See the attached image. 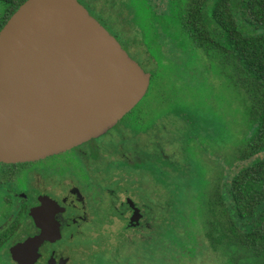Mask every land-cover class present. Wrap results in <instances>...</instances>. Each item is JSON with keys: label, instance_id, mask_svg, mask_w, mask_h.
<instances>
[{"label": "flooded vegetation", "instance_id": "af4514ba", "mask_svg": "<svg viewBox=\"0 0 264 264\" xmlns=\"http://www.w3.org/2000/svg\"><path fill=\"white\" fill-rule=\"evenodd\" d=\"M77 1L89 14L94 10L101 22L92 17L107 31L105 25L116 30L109 34L150 76L140 102L149 95L146 104L166 107L167 115L145 116L136 111L139 102L101 136L37 161L0 162V264H93L102 254L110 259L97 264H157L158 235L163 228L172 230L174 220L186 228L189 218V178L195 173L188 160L190 142L199 141L200 155L209 153L215 167L208 184L199 185L205 186L204 236L206 210L213 202L207 200L210 186L213 197L222 183L217 116L211 131L205 120L212 109L203 117L184 96L186 87L196 93L204 89L201 70L190 68V60L199 62L205 55L204 47L183 29L186 7L179 0H164V6L156 0ZM180 178L186 182L178 183Z\"/></svg>", "mask_w": 264, "mask_h": 264}, {"label": "water", "instance_id": "95a60500", "mask_svg": "<svg viewBox=\"0 0 264 264\" xmlns=\"http://www.w3.org/2000/svg\"><path fill=\"white\" fill-rule=\"evenodd\" d=\"M149 78L77 0H25L0 29V162L37 161L105 134Z\"/></svg>", "mask_w": 264, "mask_h": 264}, {"label": "trees", "instance_id": "16d2710c", "mask_svg": "<svg viewBox=\"0 0 264 264\" xmlns=\"http://www.w3.org/2000/svg\"><path fill=\"white\" fill-rule=\"evenodd\" d=\"M6 1L9 8L0 29L25 0ZM179 1L186 7L183 29L191 41L204 47L207 58L230 70L227 75L240 90L247 133L237 151L243 165L222 176L207 207L205 238L214 251L241 248L256 264H264V0ZM181 221L174 220L172 230L163 228L158 235V255L162 250L163 257L158 256L157 264H169V239L178 246L184 243L177 234ZM223 257V264H236L232 256Z\"/></svg>", "mask_w": 264, "mask_h": 264}, {"label": "rangeland", "instance_id": "374dc122", "mask_svg": "<svg viewBox=\"0 0 264 264\" xmlns=\"http://www.w3.org/2000/svg\"><path fill=\"white\" fill-rule=\"evenodd\" d=\"M14 1L17 2L18 0ZM163 2L164 0H161V2L160 0L155 1V3H159L160 5ZM7 3L8 2L6 0H0V19L4 17L5 11L7 10ZM161 6H164V4H162ZM93 11L94 10L90 11L91 16L101 22V19ZM105 27L109 30V33L115 35V29L107 25H105ZM119 41L123 46L124 40L119 39ZM129 54L133 59H135L140 65L143 66L140 58L132 55L131 53ZM205 56L206 55L202 56L199 62L193 59L190 60V68H193L196 71L200 69L202 75H204L203 82L204 80L206 81L204 89L201 90V93H196L191 86L186 87L187 91H185L184 96L188 97L190 104L195 105L194 107L198 114L202 115L203 117L207 115L205 124L206 126L210 125L209 129H211V131H214L215 116H217V125L221 128V174L223 176L227 175V173L230 172L229 175H232L237 171V168L241 167L242 163L238 162L237 151L242 146V137L247 134L244 124V108L241 100L239 101L238 99L240 90L235 85V83L231 81L230 76L227 75V72H229L230 70L223 68L215 60H211L210 58L207 59V57L205 58ZM204 59L205 61H208L201 65ZM144 69L146 70L145 67ZM148 100H152V97L149 98V95H147L145 99L138 104L136 111L140 110L141 113L145 111V114H143L145 116L152 115L150 117L154 116L155 118L164 119L167 115V111L165 110L166 107H162L159 105H147L145 101ZM208 109H212V111L205 115ZM149 120L150 119H148L147 121ZM174 120L176 119H171L168 123L176 128L178 124ZM164 126L166 127V123H164ZM190 138L191 140H193L192 136ZM196 139H198V136L195 137V140ZM145 142V138L143 137L142 143L144 144ZM199 145V141H192L189 144V165L191 166L190 169L192 170L193 167V170L195 172H191L189 178V182L193 186L190 189V195L188 194L190 200V214L188 220L185 222L186 228L179 227L177 229L178 236H181L180 239L184 240L186 244L183 246H178L177 244L167 243V247H170L171 251L167 253L166 260L169 264H223L225 260L223 254H227L233 257V261L234 263L236 262V264H256L255 260L253 259V255L241 248L226 246L223 250L218 249L217 251H214L210 248L209 242L206 240L204 233L202 232L204 210L202 208L201 202L202 198H204L203 194L205 186L199 187V185L201 183L206 185L208 184L207 181L210 180V178L214 177L215 167L214 161H211L209 159V153H207L208 157L204 156L205 158L200 155L198 150ZM176 160L181 162V165H187V161L183 160V157L179 155L176 156ZM217 175L218 173L216 174V177ZM142 179L143 182H146L149 179L148 175L145 172H142ZM184 182H186L185 178L182 180L181 178L178 179V183L182 184ZM213 182L214 180H212V185ZM212 190L213 187L210 186L208 197L211 198L207 199L210 202L213 198L211 196ZM159 191L160 190H158V192ZM182 193L184 192L181 191V195ZM174 249L177 250V253L175 254L172 252V250ZM121 252L123 253V251ZM158 256L163 257L162 250L160 251V255H157V257ZM109 259V255L105 256L102 254L94 258L93 264H97L99 260L108 262Z\"/></svg>", "mask_w": 264, "mask_h": 264}]
</instances>
